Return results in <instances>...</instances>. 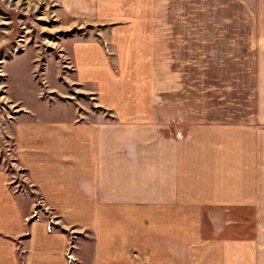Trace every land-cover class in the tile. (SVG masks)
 Listing matches in <instances>:
<instances>
[{
  "label": "crops",
  "instance_id": "crops-1",
  "mask_svg": "<svg viewBox=\"0 0 264 264\" xmlns=\"http://www.w3.org/2000/svg\"><path fill=\"white\" fill-rule=\"evenodd\" d=\"M79 3L96 31L65 72L92 109L56 97L48 58L41 84L36 53L3 66L17 162L62 228L0 169V264H264V0H189L204 19L183 22L165 0Z\"/></svg>",
  "mask_w": 264,
  "mask_h": 264
},
{
  "label": "rangeland",
  "instance_id": "rangeland-1",
  "mask_svg": "<svg viewBox=\"0 0 264 264\" xmlns=\"http://www.w3.org/2000/svg\"><path fill=\"white\" fill-rule=\"evenodd\" d=\"M79 1L0 0V169L9 174V185L12 191L15 190V192L21 193L25 197H33L31 219L48 220L49 228L52 231H57L62 226L53 219L51 220L48 212L44 211L42 205L38 203V199L33 194L27 177L15 156L11 138L12 126L9 125V119L12 118V109H10L7 101H5L6 98H4L7 84L5 83L6 71L3 66L9 62L10 57L21 51L36 53L39 57L35 74L38 76L39 84H41L45 82L44 58H48L56 64L62 73L53 80V85H59L61 88V94H57L56 97L71 101L80 111L85 112L92 109V96L83 93L82 88L79 86L72 85L69 74L65 72V70L70 71V67H67L69 66L67 53L70 44L73 41L90 40L96 31L83 23L85 9ZM167 1L170 2V5H175L174 7L178 8V12H162L161 9L158 15L159 21L180 20L183 22L204 19V13H189V0H165V4H167ZM160 4L161 1L159 7ZM219 10V2L214 1L213 11L208 13L207 16L215 21L224 19L226 13ZM159 31L161 32V39L164 38L163 32H165V39L170 42L173 33L177 37L187 36L188 28H162ZM179 41L177 39V42ZM165 51L168 52L166 47Z\"/></svg>",
  "mask_w": 264,
  "mask_h": 264
},
{
  "label": "built area",
  "instance_id": "built-area-1",
  "mask_svg": "<svg viewBox=\"0 0 264 264\" xmlns=\"http://www.w3.org/2000/svg\"><path fill=\"white\" fill-rule=\"evenodd\" d=\"M133 257H135V258H136L137 256H136L135 254H133Z\"/></svg>",
  "mask_w": 264,
  "mask_h": 264
}]
</instances>
